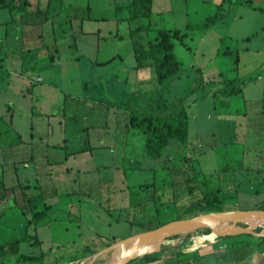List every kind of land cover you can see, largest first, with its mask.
Returning a JSON list of instances; mask_svg holds the SVG:
<instances>
[{
	"label": "rangeland",
	"instance_id": "obj_1",
	"mask_svg": "<svg viewBox=\"0 0 264 264\" xmlns=\"http://www.w3.org/2000/svg\"><path fill=\"white\" fill-rule=\"evenodd\" d=\"M104 1L110 7L94 8L93 14L103 12L108 18L86 21L84 29L98 31L90 34H77L78 25L72 23L77 10L70 7L67 13H61V0H51L47 6L46 0H15L12 15L7 7H0V146L7 159L6 182L15 183L10 177L16 175L20 180L34 182V165L25 167L21 162L32 153L40 158L45 154L51 161L62 160L64 150L52 143L66 142L71 151L82 147L87 139L93 144L112 140L111 136L101 138L100 134L112 132L129 111L170 116L184 108L188 116L187 134L182 141L169 140L162 150L163 159L146 156L139 148L127 152L126 156L132 159L126 160L123 169L102 170L104 174H114L110 179H102L110 180L107 184H95L94 179L87 184L78 180L64 183L60 179L62 173L57 172L62 166L56 162L55 174L45 181L49 188H57L58 194L48 195L46 202L38 205L43 208V204H51L45 212L50 217H64L77 224L80 240L29 242L34 233L33 224L27 227L30 216L4 199L0 203V211L4 212L0 216V242L16 237L18 254L34 259L17 260L16 255L7 253L0 258V264H71L111 243L110 236L119 240L177 217L193 216L197 207L189 206L204 192L206 210L264 207V132L256 129L261 125L254 111L257 106L243 105L244 97L262 95L264 66L260 64L251 72L262 71V79L244 86L242 93L223 92L247 77L246 74L238 77L236 83L230 82L249 68L247 62L254 65L262 58L264 61V51L258 57L238 54V49L246 45L264 47V12L232 0H156L153 25L186 31L184 44L172 37L173 53L182 68L178 76L165 84L157 82L155 71L150 68L145 73L144 88L138 90L128 85L134 74L130 22L114 20L112 0ZM220 1L223 8L209 28L186 29L188 22L199 23L217 13ZM255 1L264 5V0ZM99 34L108 37L101 38ZM248 34L250 40L245 38ZM55 48L57 54L51 62L49 55L54 54ZM112 55L115 58L109 62H95ZM218 110L247 112L235 114V119L230 120L218 116ZM85 124L91 125L89 135ZM13 160L19 170L16 175L11 167ZM92 171V175L99 174L98 170ZM146 183L150 187H138ZM188 183H194L198 189L188 193ZM72 189L81 192V200L74 197L71 202L84 207L85 216L65 211L66 203L60 200V193ZM101 204L111 212L104 211ZM36 205H28L29 214ZM74 216L77 218L73 219ZM72 233L70 228L64 235L71 237ZM196 234H205L204 229L168 239L188 241ZM237 236L251 247L249 252L254 249L252 244L260 242L259 237L251 234ZM159 252L162 251L150 254ZM71 259L77 260L67 262ZM154 260L139 257L127 264H148Z\"/></svg>",
	"mask_w": 264,
	"mask_h": 264
},
{
	"label": "crops",
	"instance_id": "obj_2",
	"mask_svg": "<svg viewBox=\"0 0 264 264\" xmlns=\"http://www.w3.org/2000/svg\"><path fill=\"white\" fill-rule=\"evenodd\" d=\"M41 1V0H40ZM156 0H152L151 5V13L149 17H141L139 19H124L125 16V9L127 4L130 2V0H112L111 4L113 7V15L112 18L116 21H128L130 22L129 27V41L132 45L133 38L130 36V30L137 26V25H144L149 23L152 27H156L151 22V17L153 14V5ZM233 3L234 0H232ZM254 2L258 3L254 0ZM61 13H67V8H74L77 10V13L74 14V18H72V23H76L78 25V33L77 34H90V33H98V31L94 30H86L83 28V25L86 21L93 20V19H106L108 18L105 16L103 12L99 13V15H94L93 10L94 8L98 9H104L106 6L110 7L108 3H106L104 0H85L83 3L76 2L75 0H61ZM237 4V3H235ZM243 5V4H239ZM45 6H47V0L45 3ZM249 9H252L254 11H259L256 9H253L247 5H244ZM222 2L220 1L217 5V14L218 11L221 10ZM85 11V12H84ZM84 13L81 15V13ZM221 15L219 14V17ZM240 16V14H239ZM190 23V22H188ZM187 23V24H188ZM186 24V29L187 28ZM166 29H177L176 27H161ZM209 28V27H207ZM202 28V29H207ZM190 30V29H188ZM195 30V29H193ZM76 31V32H77ZM75 32L73 33V35ZM184 34L181 39H178L182 44H184L183 37L186 35V31H180V35ZM114 36H117L116 34ZM98 37L106 38L108 35H98ZM146 33L145 31H139L135 38H139L141 42L146 41ZM246 40H250V34L246 35ZM243 39V37H241ZM76 46V42L73 44ZM264 48V47H263ZM263 48L258 47H252V46H244L240 47L238 49V54L241 52L242 54L246 55H254V57L260 56V52H263ZM133 49V45H132ZM57 51H54V58L52 60L48 59L49 61H53L56 57ZM119 56V55H118ZM134 56V54H133ZM262 56V55H261ZM115 58V55H112L105 61H95L96 63H105L113 60ZM152 59L146 60V65L135 68L136 61L134 58V64L131 65L133 76L131 78V82L128 83L129 86H131V89H138L141 90L145 86V82L147 81V76L145 75L146 71H149L150 68H154V65L151 63ZM181 64V63H180ZM248 67L245 72L242 74H238L237 77H244L247 74V77L243 80H247L249 78H255L254 81H250L248 84L252 82H257L262 79V71H258L255 74H251V72H254L258 69V65L261 64V67L264 66L263 58L259 61L258 64L252 65V63L247 62ZM182 68V66H181ZM149 74V72H148ZM156 77V73H155ZM128 79H126L127 82ZM158 82V81H157ZM246 84V85H248ZM245 85V86H246ZM244 87V86H243ZM243 90V89H242ZM249 104V105H255L257 106L255 111V114L258 115L261 125L257 127V132L260 133L264 132V90L262 92V95L256 98H243V105ZM216 106V105H215ZM131 111L127 113L126 119L124 121H119L117 124V127L112 131H106L102 132L100 134V137L102 138V135L111 136L112 140L106 142L102 141L100 144H93L87 139L85 141V144L76 149V150H67V143H52L50 145L58 144L60 145V149L64 150L63 159L59 161H51V159L48 158L47 155H43L41 158L38 155L31 154L29 157L24 158L21 160L23 162V166H28L30 164L34 165V182L31 184L26 180H20L16 173L19 171L18 166L16 162L13 160L11 162V167L14 169V172L16 175L15 178L10 177V180L14 181L15 183L8 184L4 178V169L7 167V159L5 158V155L3 151H1L0 146V181L2 182V185L8 187L16 185L17 183H21L23 186L24 191L27 193L28 196H32L31 203L32 205H35L37 203L36 208H32L31 213L26 210L23 212L24 215H29L30 217L27 218V227H29L31 224H33V230L34 233L29 236V242H33L34 235L37 237L39 242L44 241H51V242H58V243H68V242H74L80 240V232L78 231V226L73 221H70L67 218H60L57 219L50 217L49 214L45 213L44 216H42L40 219H38L36 222L31 221L32 219V213L35 211H38L42 208H40L39 202H46V198L48 195H56L58 194L57 188H49L47 186V181H45V178L51 179L53 173V167L56 166L55 163L59 162L60 171L62 175L61 180L64 183H67L66 181H80L81 184H87V181L93 180V183L95 184H107L110 180L103 178H112L114 175L113 172L110 173H103L102 170H112V169H123L124 165L126 163V160H131L132 158L130 156H126L127 152H130L132 150H135L136 148H139L141 153H143L144 148V134L141 133L139 130L127 127L126 122L128 119V115ZM247 111L243 110H236L233 112H226V111H220L218 110V116L222 117H228L230 120L235 119V114H245ZM89 124L84 125V129L86 130V135L90 134L89 131ZM141 133L143 137L141 136ZM232 143V142H231ZM54 147V146H53ZM3 149V148H2ZM129 150V151H128ZM166 155V154H165ZM115 157V159H114ZM127 157V158H126ZM165 156H163L164 158ZM73 162L70 163V160ZM162 158V155L160 157ZM101 159V160H99ZM103 159V160H102ZM114 160V161H113ZM191 161V160H190ZM90 162V163H89ZM128 169V168H126ZM92 170L99 171V174L94 175L95 172L92 175ZM72 174V176L70 175ZM68 176V177H67ZM81 192H78L77 190H67L60 193V200L65 201V211L68 214H79L77 217L85 216L83 213L84 207L79 205H73L71 202L72 198H76L77 200H81ZM66 198V199H64ZM5 199H8L9 201H12V205L16 207L13 203L12 199V193L8 192V195ZM4 200V199H3ZM2 200V201H3ZM1 201V202H2ZM0 202V203H1ZM51 205V204H50ZM48 212V210H47ZM1 216L4 215L3 211H0ZM74 216L76 219L77 217ZM71 228L72 236L65 237V233H69V230ZM73 238V239H72ZM17 241L19 243L18 238H12V239H4L0 242V246H3L6 250L12 242ZM244 239L239 238V236H232V237H222V238H216L214 241L206 243L202 246L188 249L185 248V245L187 241H183V239H177V245L176 246H164L165 248L161 250L162 252H159L157 254L158 258L157 260H154L152 262H149L148 264H264V240L257 242L256 244H252L253 250L245 253V246ZM18 252H19V244H18ZM7 253H11L16 255V258L18 257V253H13L10 251L5 252L3 255L0 256H6ZM77 259H71L67 262L74 261ZM2 260L0 259V262Z\"/></svg>",
	"mask_w": 264,
	"mask_h": 264
},
{
	"label": "trees",
	"instance_id": "obj_3",
	"mask_svg": "<svg viewBox=\"0 0 264 264\" xmlns=\"http://www.w3.org/2000/svg\"><path fill=\"white\" fill-rule=\"evenodd\" d=\"M51 0H47V5ZM237 4L247 5L253 9L264 12V5L254 2V0H234ZM15 4V0H0V7H7L11 13L13 14V5ZM151 5L152 0H130L125 9L124 19H139L141 17H149L151 13ZM218 17L217 13L207 16L202 22L199 23H188V29H202L207 28L213 23ZM139 31H145L146 33V41L143 43L139 40V38H135L136 34ZM184 34L180 35V31L178 29H166L161 27H152L149 23L144 25H137L130 30V36L133 38V54L136 61L135 68L142 67L146 65L147 59H152V64L155 68L156 80L159 84H165L170 78L176 77L179 75L181 71V64L175 58L173 53V42L172 37L181 39ZM58 48H55L54 51H57ZM54 58V54L49 55V59L52 60ZM255 78H249L247 80H241L238 85H232L229 89H224L223 92L225 95L234 94V93H242L243 86L248 84L250 81H254ZM238 81V77H234L230 80L231 83H236ZM127 127H131L139 130L144 134V148L143 153L146 156L152 158H160L162 155V150L169 143L170 139L177 138L181 141L185 138L188 131V116L184 108H181L175 114L170 116H157L151 113L145 112H134L131 111L128 115V119L126 122ZM54 147H60V145L55 144ZM190 161V160H189ZM240 165V160L236 162ZM226 166V165H225ZM224 166L223 169H226ZM232 165L230 168H233ZM190 180V178H187ZM153 184V183H152ZM151 184V185H152ZM188 193L194 192L195 184L188 183ZM147 185L150 187V183L139 184L138 187H144ZM134 186L130 188V192L133 190ZM8 192L12 193V199L14 205L19 208L22 212L26 210L28 205L31 203L32 196H28L24 191L21 183H17L13 186H4L0 181V202L5 199L8 195ZM108 197V196H107ZM107 197L104 200L107 201ZM155 198V197H154ZM207 199V193L204 192L201 196L194 199V202L189 206V209L197 207L196 212L193 214H198L201 212H207L210 210H221L222 208H213L210 210H206L205 200ZM218 198H215L217 201ZM153 200V199H152ZM104 211L110 213L107 206L101 204ZM141 205L140 207H142ZM50 204H43V208L32 213L31 221L36 222L42 216L45 215V212L49 209ZM156 209H158V204L156 203ZM225 209V208H224ZM259 209H264V207H259ZM2 213H0L1 216ZM182 218V217H177ZM132 223V221L130 220ZM159 223L160 224H163ZM156 225V226H158ZM156 226H150L147 229L154 228ZM204 229V233H209V229ZM102 236V234H100ZM33 242L39 241L37 237L34 235ZM223 237H232V236H223ZM115 236H110L113 242L117 241ZM173 238V237H171ZM222 238V237H219ZM260 241L264 240V237H259ZM111 243L103 246L102 248L110 245ZM250 247V246H249ZM249 247L245 246V253L249 252ZM101 248V249H102ZM251 249V247H250ZM253 250V249H252ZM10 251L13 253H18V242H12L9 244L8 248L5 250L3 246H0V256L5 252ZM86 256V255H84ZM81 256L80 258L84 257ZM157 254H147L140 258H144L148 261L154 260ZM34 259L33 256L27 254H18L17 260L28 261ZM132 261V260H131Z\"/></svg>",
	"mask_w": 264,
	"mask_h": 264
},
{
	"label": "water",
	"instance_id": "obj_4",
	"mask_svg": "<svg viewBox=\"0 0 264 264\" xmlns=\"http://www.w3.org/2000/svg\"><path fill=\"white\" fill-rule=\"evenodd\" d=\"M242 223V224H240ZM257 227H262L256 230ZM209 229L216 237L251 234L264 237V209H232L209 211L190 217L170 220L102 248L92 256L117 251V255L103 264H127L131 260L163 250L164 241L175 234Z\"/></svg>",
	"mask_w": 264,
	"mask_h": 264
},
{
	"label": "bare ground",
	"instance_id": "obj_5",
	"mask_svg": "<svg viewBox=\"0 0 264 264\" xmlns=\"http://www.w3.org/2000/svg\"><path fill=\"white\" fill-rule=\"evenodd\" d=\"M216 238V235L212 232L205 234H196L187 241L185 248L193 249L206 243L212 242ZM163 244L168 246H176L177 239H166ZM93 254L83 257L71 264H103L109 261L111 258L115 257L117 255V251L109 250L106 253H101L96 256H92Z\"/></svg>",
	"mask_w": 264,
	"mask_h": 264
}]
</instances>
